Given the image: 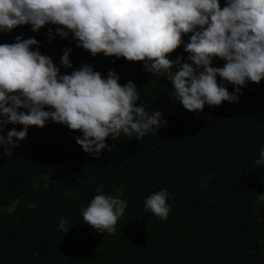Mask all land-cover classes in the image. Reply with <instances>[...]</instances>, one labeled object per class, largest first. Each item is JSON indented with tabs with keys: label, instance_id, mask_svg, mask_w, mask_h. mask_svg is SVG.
Instances as JSON below:
<instances>
[{
	"label": "trees",
	"instance_id": "16d2710c",
	"mask_svg": "<svg viewBox=\"0 0 264 264\" xmlns=\"http://www.w3.org/2000/svg\"><path fill=\"white\" fill-rule=\"evenodd\" d=\"M31 27L0 32V43H14L20 35L34 37L39 44L33 50L50 57L54 51L62 74L90 64L106 78L114 69L122 85L136 84L141 92L137 105L144 103L149 112L160 110L167 124L140 140L135 134L109 137L107 144L115 147L105 148L99 157L86 153L76 142L82 133L66 125L49 119L42 128L29 127L13 154L0 156V264L264 261L255 208L258 194L264 192V165L254 163L264 149V80L241 86L238 103L206 104L203 112H192L170 99L171 81L147 71L143 61L93 56L71 33L67 38L56 34L61 26L47 24L37 32ZM191 35L183 40L189 42ZM67 47L72 49V68L61 63ZM181 56L182 63H191L183 44L169 58ZM225 63L218 57L212 61L215 67ZM217 80L225 83L219 76ZM226 86L235 90L231 83ZM13 127L23 129L8 124L4 130ZM98 188L127 202L114 234L97 232L82 220L81 206L90 203ZM164 189L169 193L167 220L144 209L145 198ZM33 203L35 207H29ZM259 209L264 217V202ZM62 218L67 234L59 228Z\"/></svg>",
	"mask_w": 264,
	"mask_h": 264
},
{
	"label": "clouds",
	"instance_id": "9594fccd",
	"mask_svg": "<svg viewBox=\"0 0 264 264\" xmlns=\"http://www.w3.org/2000/svg\"><path fill=\"white\" fill-rule=\"evenodd\" d=\"M28 24L33 32L47 24L61 26L56 34L67 38L71 33L78 46L93 56L103 53L143 61L147 71L171 81L170 99L192 112H203L206 104L238 103L241 86L264 80V0H226L223 7L220 0H0V32L11 33ZM189 33L190 41L185 42L183 37ZM53 38L50 28L48 39ZM15 39L0 43L3 154L11 156L19 147L17 141L26 139L29 127L42 128L49 119L81 132L76 142L96 157L105 148L115 147L107 144L109 137L135 134L140 140L167 124L160 110L149 112L144 103L137 105L141 92L136 84L122 85L114 69L106 78L90 64L60 74L50 56L39 48L33 50L37 39L22 35ZM182 44L191 63H182V56L169 58ZM71 51L65 48L61 58L67 68L73 66ZM217 57L226 61L222 67L213 66ZM217 76L225 83H219ZM227 83L234 86L233 92ZM8 124L23 125V129L13 127L5 136ZM254 163L264 165V149ZM168 196L164 189L146 197L145 211L167 220ZM258 196L264 202V195ZM127 207L119 195L98 188L90 203L81 206L82 220L97 232L114 234ZM59 228L69 232L65 218L60 219Z\"/></svg>",
	"mask_w": 264,
	"mask_h": 264
},
{
	"label": "water",
	"instance_id": "95a60500",
	"mask_svg": "<svg viewBox=\"0 0 264 264\" xmlns=\"http://www.w3.org/2000/svg\"><path fill=\"white\" fill-rule=\"evenodd\" d=\"M262 195H264V192L262 193ZM259 198L255 201V208L257 210V213L260 217V223H261V246H262V251L264 254V217L261 213V210L259 209ZM260 264H264V261H262Z\"/></svg>",
	"mask_w": 264,
	"mask_h": 264
},
{
	"label": "rangeland",
	"instance_id": "374dc122",
	"mask_svg": "<svg viewBox=\"0 0 264 264\" xmlns=\"http://www.w3.org/2000/svg\"><path fill=\"white\" fill-rule=\"evenodd\" d=\"M51 58H52L53 62L57 65V67L60 68V64H59V61H58V57H57V55H56V53H55L54 51H52V53H51ZM60 74H62L61 69H60ZM7 132H8L7 130H4V131H3V134L6 136V135H7ZM16 148H17V147H16ZM16 148H14L13 151H14ZM3 152H4L3 146H0V156H1V155H5V154H3ZM13 207H14V206H11V207H9L8 209H9V210H12Z\"/></svg>",
	"mask_w": 264,
	"mask_h": 264
}]
</instances>
